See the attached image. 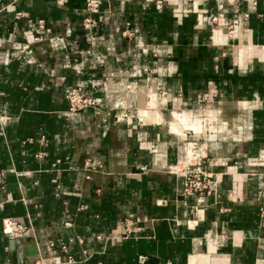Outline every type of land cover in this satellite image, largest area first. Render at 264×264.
I'll return each mask as SVG.
<instances>
[{
  "label": "crops",
  "instance_id": "obj_1",
  "mask_svg": "<svg viewBox=\"0 0 264 264\" xmlns=\"http://www.w3.org/2000/svg\"><path fill=\"white\" fill-rule=\"evenodd\" d=\"M85 2L0 0V264H264V0H102L94 43Z\"/></svg>",
  "mask_w": 264,
  "mask_h": 264
},
{
  "label": "built area",
  "instance_id": "obj_2",
  "mask_svg": "<svg viewBox=\"0 0 264 264\" xmlns=\"http://www.w3.org/2000/svg\"><path fill=\"white\" fill-rule=\"evenodd\" d=\"M163 5V0H157L156 6L157 8H161ZM102 8V0H86L85 8H84V20L83 24L86 29V38L87 41L94 43L96 40V32L95 30L98 28L100 24V20L98 18ZM22 14V13H20ZM211 20L213 23L217 25H221L219 21V17L216 15H212ZM38 28L35 32V40H39V30L45 28V23L43 20L38 21ZM39 29V30H38ZM126 34V32H125ZM128 34V33H127ZM131 34V33H130ZM93 86H97V84H93ZM67 100L70 106V112H79L85 110L87 108H96L100 102L101 98H97L96 96L89 94L84 88L81 86L69 87L67 91ZM210 95L205 93L202 101H209ZM29 141H33L29 139ZM45 138L41 137V142H44ZM47 153L42 152L38 155L39 158H44ZM60 163L58 160L57 164ZM58 174H60V169L57 168ZM173 172H180L175 166L172 168ZM180 174L183 175V185L181 189V197L184 200H187L190 197H205L211 193L213 186V177L212 175L197 166H187ZM55 183L58 182V179L54 180ZM141 219L137 216H127L122 221V230L121 235L117 236L116 239L126 240L134 236L138 230H140L139 223ZM10 228V236L13 240L18 241L21 245L27 233V226L24 222L19 220H10L9 221ZM63 249H66V246H63ZM146 256H140V262L144 263L146 261ZM29 264H58V260H55L53 256H50L48 260L38 259L31 261Z\"/></svg>",
  "mask_w": 264,
  "mask_h": 264
},
{
  "label": "bare ground",
  "instance_id": "obj_3",
  "mask_svg": "<svg viewBox=\"0 0 264 264\" xmlns=\"http://www.w3.org/2000/svg\"><path fill=\"white\" fill-rule=\"evenodd\" d=\"M189 151L192 153V152L194 151V149H193V148H191Z\"/></svg>",
  "mask_w": 264,
  "mask_h": 264
},
{
  "label": "water",
  "instance_id": "obj_4",
  "mask_svg": "<svg viewBox=\"0 0 264 264\" xmlns=\"http://www.w3.org/2000/svg\"><path fill=\"white\" fill-rule=\"evenodd\" d=\"M27 249H28V248H25V250H27ZM34 249H35V248H34ZM34 249H33V250H34ZM36 253H38L37 250H36Z\"/></svg>",
  "mask_w": 264,
  "mask_h": 264
}]
</instances>
